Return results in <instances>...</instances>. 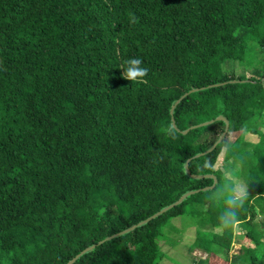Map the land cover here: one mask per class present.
I'll return each instance as SVG.
<instances>
[{
    "label": "trees",
    "instance_id": "obj_1",
    "mask_svg": "<svg viewBox=\"0 0 264 264\" xmlns=\"http://www.w3.org/2000/svg\"><path fill=\"white\" fill-rule=\"evenodd\" d=\"M135 57L139 82L122 76ZM220 116L229 132L205 154L226 122L192 128ZM226 171L248 187L253 247L226 258L228 227L218 254L264 264V0H0V264H68L92 246L73 264H160L164 223L203 210L220 226L209 197ZM191 175L216 187L139 225L214 184Z\"/></svg>",
    "mask_w": 264,
    "mask_h": 264
},
{
    "label": "rangeland",
    "instance_id": "obj_2",
    "mask_svg": "<svg viewBox=\"0 0 264 264\" xmlns=\"http://www.w3.org/2000/svg\"><path fill=\"white\" fill-rule=\"evenodd\" d=\"M235 68L238 69L239 74L243 68L249 67H242L236 64ZM238 136L239 133L230 134L226 139V145L230 146ZM215 213L218 215L219 209H216ZM218 225L219 223L211 221L208 212L203 210H198V213L193 215L185 214L179 218L171 219L166 224L164 223L161 226L162 235L157 239V243L161 251L166 250L167 257L160 261V264H197L200 259H209L210 264H228L224 261L226 260L224 257L226 255L218 254L221 253L220 249L224 247L223 243L226 237L229 238V236L223 234L227 228H221ZM243 227V223H238L234 228L232 227L231 251L226 258H232V255L238 254L243 246L253 247V243L250 242L251 239L245 237L246 231ZM216 230H221V234H216ZM206 231H210L213 234H209V237L203 235ZM197 237L201 241H203V238H205V241L208 239H211V241L207 244L205 243V246L192 249ZM208 247L211 248L212 252L206 250Z\"/></svg>",
    "mask_w": 264,
    "mask_h": 264
},
{
    "label": "clouds",
    "instance_id": "obj_3",
    "mask_svg": "<svg viewBox=\"0 0 264 264\" xmlns=\"http://www.w3.org/2000/svg\"><path fill=\"white\" fill-rule=\"evenodd\" d=\"M143 60L135 57L124 61L122 76L124 79L131 82L142 81L149 72V69L143 66ZM166 134L172 139H176V130L169 126L165 129ZM205 167L215 171V165L211 162L206 163ZM225 183L218 187L217 190L209 197L210 200H222L225 208L219 216L221 228L235 227L238 223V209L244 204L247 199L249 190L247 185L240 182L233 172L226 171L224 173Z\"/></svg>",
    "mask_w": 264,
    "mask_h": 264
},
{
    "label": "water",
    "instance_id": "obj_4",
    "mask_svg": "<svg viewBox=\"0 0 264 264\" xmlns=\"http://www.w3.org/2000/svg\"><path fill=\"white\" fill-rule=\"evenodd\" d=\"M196 91V89L195 90H192V91H190L189 93H187L186 95H184L174 106H173V108H172V113H173V110L175 109V107H176V105L177 104H179V102L182 100V99H184L188 94H190V93H192V92H195ZM215 121H225L226 122V130H225V132L223 133V135L221 136V138L218 140V142L208 151V152H206L205 154H207V153H209V152H211V151H213L214 150V148L219 144V143H221L222 142V140L227 136V134H228V132H229V122H228V120L224 117V116H220V117H218L216 120H212V121H209V122H206V123H202V124H200V125H198V126H195V127H193L192 129H194V128H197V127H202V126H207V125H210V124H212L213 122H215ZM174 126H175V124H174ZM188 131H186V132H184V133H187ZM201 155H203V154H199V155H197V156H195V158H197V157H200ZM190 161V160H189ZM188 161V162H189ZM187 170H188V172H189V167H188V165H187ZM190 173V172H189ZM191 174V173H190ZM192 177H194V178H197V179H202V178H211V179H213L214 180V184L212 185V186H210V187H205V188H203V189H201V190H196V191H192V192H190V193H188V194H186V195H184V196H182L175 204H173V205H171V206H169V207H167L165 210H162L161 212H159V213H157L156 215H154L153 217H151V218H149L148 220H145L144 222H142V223H140L139 225H143V224H145V223H147L149 220H151L152 218H156L157 216H159V215H161V214H163V213H165V212H167V211H169L170 209H172V208H174L175 206H177V205H179L184 199H186L187 197H189V196H191V195H194V194H198L200 191H207V190H213L215 187H216V184H217V181H218V179H217V177L215 176V175H191ZM139 225H137V226H139ZM137 226H134V227H132V228H130V229H128V230H126V231H123V232H121V233H119V234H116V235H114V236H111V237H108V238H106L104 241H102L101 242V244L102 243H104V242H106V241H109V240H111V239H113V238H115V237H117V236H119V235H121V234H123V233H126V232H129V231H132L134 228H136ZM95 248V246H92V247H89V248H87V249H85L81 254H79L78 256H76L73 260H71L68 264H73L82 254H84V253H86V252H88V251H90V250H92V249H94Z\"/></svg>",
    "mask_w": 264,
    "mask_h": 264
}]
</instances>
